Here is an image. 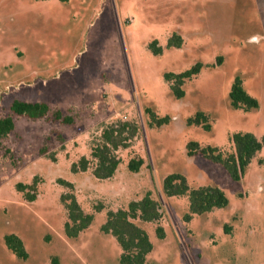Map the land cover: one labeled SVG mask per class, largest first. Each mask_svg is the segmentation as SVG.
I'll use <instances>...</instances> for the list:
<instances>
[{"label": "rangeland", "instance_id": "374dc122", "mask_svg": "<svg viewBox=\"0 0 264 264\" xmlns=\"http://www.w3.org/2000/svg\"><path fill=\"white\" fill-rule=\"evenodd\" d=\"M175 34L182 48L168 46ZM196 65L199 74L177 99L165 74ZM238 75L258 110L231 107ZM15 101L47 104L73 124L54 121L52 112L40 120L13 116L15 131L0 148V264H120L121 247L101 226L108 211L127 209L147 192L163 215L157 223L135 221L154 246L147 264H264V148L239 182L187 150L196 142L231 152L237 132L264 138V0H0V118L11 115ZM146 108L170 123L151 127ZM198 112L209 115L210 132L187 125ZM119 122L137 124L138 134L116 152L115 176L97 180L91 148L103 125ZM82 157L91 168L74 173ZM132 159L144 160L138 173L128 169ZM174 174L191 188L218 187L229 205L187 222L188 197L163 190ZM62 181L95 214L76 239L65 233L61 198L70 190ZM20 184H35L36 201H27ZM12 235L28 259L11 251Z\"/></svg>", "mask_w": 264, "mask_h": 264}, {"label": "trees", "instance_id": "16d2710c", "mask_svg": "<svg viewBox=\"0 0 264 264\" xmlns=\"http://www.w3.org/2000/svg\"><path fill=\"white\" fill-rule=\"evenodd\" d=\"M184 40L178 35H174L168 42L169 47L182 48ZM156 55L162 53L157 41L152 42L151 48ZM200 66L196 65L192 70L185 73H167L164 78L168 83L173 95L181 100L185 97L184 85L188 80L196 77L200 72ZM230 105L233 109L250 112L258 110L260 103L257 98L252 96L245 88L241 76H236L232 84L230 93ZM53 115L54 121H60L69 125L73 124L71 117H63L59 110L52 109L43 103H28L15 101L11 107V115L0 118V148L2 142L15 131L13 116H22L31 120H40ZM149 116L151 127L160 128L168 125L171 121L169 117L161 118L151 108L145 109ZM189 126L202 127L210 132L212 125L209 123V115L198 112L194 117L187 121ZM138 126L135 123L119 122L103 125L98 141L93 143L91 148V158L95 162L92 168L93 176L100 181L112 179L121 164L120 157L116 154L119 148H127L129 142L138 134ZM231 152H226L222 148L202 146L196 142H190L187 146L188 156H203L206 160L221 165L233 181H241L253 160L261 153L264 148V138L259 139L252 133L237 132L230 135ZM45 149L42 154H47ZM55 161V159H54ZM143 159H132L128 164V169L133 173H138L143 166ZM263 161L260 160V165ZM91 161L87 157H82L78 163L72 165L74 173H85L91 167ZM70 192L62 196L61 202L66 210L67 221L65 223V233L68 237L76 239L81 233L91 227L94 222L95 214L86 213L74 194V185L62 181ZM20 192H27V201L34 202L37 199L36 186L18 185ZM164 193L168 197H188L189 214L184 219L188 222L193 216H202L213 212L216 209H223L229 205L226 194L215 186H203L191 188L187 179L180 174L167 177L163 183ZM103 205L95 207L96 213L102 212ZM161 205L152 197L151 192L145 196L129 203L127 209L117 211L110 210L107 213L105 223L101 226L104 234L112 235L122 253L120 264H147L148 257L152 253L154 246L148 233L136 224L139 220L144 223H157L162 219ZM228 228V227H227ZM157 237L165 239V230L162 226L156 229ZM7 243L11 251L20 259H28V253L22 240L12 235L8 237ZM51 264H61L58 258H53Z\"/></svg>", "mask_w": 264, "mask_h": 264}]
</instances>
